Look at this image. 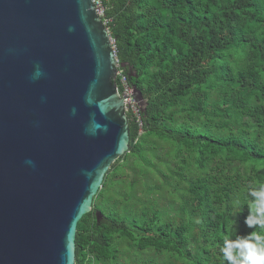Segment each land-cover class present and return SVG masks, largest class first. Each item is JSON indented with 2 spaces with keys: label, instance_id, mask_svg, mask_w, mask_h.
Masks as SVG:
<instances>
[{
  "label": "trees",
  "instance_id": "16d2710c",
  "mask_svg": "<svg viewBox=\"0 0 264 264\" xmlns=\"http://www.w3.org/2000/svg\"><path fill=\"white\" fill-rule=\"evenodd\" d=\"M100 3L119 69L146 106L141 126L126 111L132 145L111 163L94 209L77 223L74 264H115L122 240L166 254L162 264H225L222 239L253 231L244 223L245 197L250 186L264 182V0ZM115 83L121 90L118 77ZM155 141L167 147L164 156L175 172L156 168ZM119 167L184 179L178 204L185 193L188 204L181 218L163 221L151 202V213L142 206L132 222L126 214L97 209L98 196ZM163 184L146 189H165L171 198L180 191L179 182L176 188ZM94 210L103 215L99 223Z\"/></svg>",
  "mask_w": 264,
  "mask_h": 264
},
{
  "label": "water",
  "instance_id": "95a60500",
  "mask_svg": "<svg viewBox=\"0 0 264 264\" xmlns=\"http://www.w3.org/2000/svg\"><path fill=\"white\" fill-rule=\"evenodd\" d=\"M116 64L93 0H0V264H74L77 223L132 145Z\"/></svg>",
  "mask_w": 264,
  "mask_h": 264
},
{
  "label": "rangeland",
  "instance_id": "374dc122",
  "mask_svg": "<svg viewBox=\"0 0 264 264\" xmlns=\"http://www.w3.org/2000/svg\"><path fill=\"white\" fill-rule=\"evenodd\" d=\"M95 2L100 12L99 16L101 17L103 15V7L100 0H95ZM153 150L159 154L156 164H159L160 167L156 168H160L164 171L168 168L171 169V171L176 169V167H174V163L170 161L171 159L164 156L167 151V147L162 146V144L155 141ZM126 159H128V163L131 164V157L128 156ZM181 168L183 171V167H179L178 171ZM119 169L121 171L116 173L115 177L113 176L110 179L108 185L105 186L103 192L98 196V200L96 201V205L98 206L97 209H102L103 212L107 214L111 213V216L116 215L120 217L126 214L125 216L130 217L128 222H132L133 217L131 215L136 211H140L142 206L149 209L151 202L152 206L156 209L158 215L163 219V221L178 220L181 218V211L184 206L188 204L187 193L183 195L184 204H178L182 189L187 186L184 179L180 180L177 176H175L170 180L169 173L166 174V176L162 174L156 176L159 172L158 170H146L145 167L143 169L141 167H119ZM187 175L189 176V174ZM178 182L180 183L178 187L180 191L175 192L174 198L165 195V189H159L158 191L146 189L147 187L156 188L158 185L161 187L163 183V185L167 188H169L171 184H173V187L176 188ZM132 183L133 185L131 186ZM127 195H131V200L127 198ZM148 198L155 200L150 201L147 200ZM149 211L151 213L152 208H150ZM117 244L119 250L116 252L117 259L115 264H131V262L133 264H162L167 257L166 254H156L151 249L137 250L126 240H122L121 243L118 241ZM99 264L110 263L104 262Z\"/></svg>",
  "mask_w": 264,
  "mask_h": 264
},
{
  "label": "clouds",
  "instance_id": "9594fccd",
  "mask_svg": "<svg viewBox=\"0 0 264 264\" xmlns=\"http://www.w3.org/2000/svg\"><path fill=\"white\" fill-rule=\"evenodd\" d=\"M245 199L249 204L244 223L253 231L223 237L220 253L225 264H264V182L250 186Z\"/></svg>",
  "mask_w": 264,
  "mask_h": 264
},
{
  "label": "built area",
  "instance_id": "2783aa9c",
  "mask_svg": "<svg viewBox=\"0 0 264 264\" xmlns=\"http://www.w3.org/2000/svg\"><path fill=\"white\" fill-rule=\"evenodd\" d=\"M96 6V2L95 0H93ZM97 13L98 15H100L99 13V9L97 8ZM100 17V16H99ZM105 24V22H104ZM116 77L119 78V83L121 86V90H118L116 87L117 92L119 93V95L123 96V104H124V110L125 112L127 110L131 111L134 115V117L136 118L138 125L141 126V121H140V108L137 105V103L134 101V99L132 98V88L130 86H128V84L126 83V78L122 73V70L119 69L118 63L116 64Z\"/></svg>",
  "mask_w": 264,
  "mask_h": 264
},
{
  "label": "flooded vegetation",
  "instance_id": "af4514ba",
  "mask_svg": "<svg viewBox=\"0 0 264 264\" xmlns=\"http://www.w3.org/2000/svg\"><path fill=\"white\" fill-rule=\"evenodd\" d=\"M93 209H94V206H93Z\"/></svg>",
  "mask_w": 264,
  "mask_h": 264
}]
</instances>
